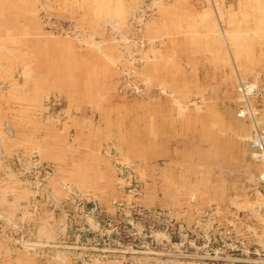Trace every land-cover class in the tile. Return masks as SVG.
<instances>
[{"label":"rangeland","instance_id":"374dc122","mask_svg":"<svg viewBox=\"0 0 264 264\" xmlns=\"http://www.w3.org/2000/svg\"><path fill=\"white\" fill-rule=\"evenodd\" d=\"M221 2L0 0V264H264L256 132L257 184L247 170L241 181L221 166L195 172L160 159L161 136L142 135L130 113L140 101L160 109L179 99L147 78L171 38L162 33H193L178 28L179 15L213 18L197 32L218 33L234 57ZM248 81L263 90L264 67L235 86L238 117L251 110L241 118L253 122L264 94L243 95Z\"/></svg>","mask_w":264,"mask_h":264},{"label":"crops","instance_id":"0c3cea01","mask_svg":"<svg viewBox=\"0 0 264 264\" xmlns=\"http://www.w3.org/2000/svg\"><path fill=\"white\" fill-rule=\"evenodd\" d=\"M221 1L225 17V7H229V19L226 18L224 23L228 21L227 42L233 48L231 52L235 53L234 57L233 54L229 56L218 33L197 32L198 23L204 22L206 28H211L213 18L203 14L201 18L195 16V22L192 23L189 22L191 18L186 20L182 19L184 15H179L180 19L176 23L178 28L183 32L185 27L193 33H162L163 37L171 38H166V49L156 64V73L150 71L147 77L155 84L167 82L179 95V99L163 104L165 107L160 109L149 108L148 103L140 101L139 105L134 104L140 109L132 108L130 113L139 112L137 116L141 121L142 135L151 132L161 136L157 140L159 154L156 153L160 159L169 161V164L188 162L195 172V169L204 165L207 169H218L221 166V171L231 172L241 181H244L243 175L247 170L249 177L257 184L260 182L257 175L260 174L262 165L255 161L252 149L250 151L249 137L253 132L264 131V101L260 105L261 116L248 122L247 119L238 117L239 106L236 105L234 96L239 79L256 78L261 75L264 67V0ZM195 99H200L202 104L194 108L190 103ZM149 141H153L150 136L145 142ZM219 154L220 162L214 161L213 157ZM197 162L200 163L199 166ZM229 163L235 169L225 170L224 166ZM256 189L260 190L261 185ZM4 190L1 188L0 192L4 193ZM11 191L15 198L21 196L18 187ZM27 192L28 195L31 194L30 191ZM4 201L0 195V204ZM5 206L4 204L2 207ZM14 208L15 206L10 207L12 210ZM54 228L60 232L63 230L56 225ZM15 262L13 258L11 264ZM85 264L119 262L92 259Z\"/></svg>","mask_w":264,"mask_h":264},{"label":"built area","instance_id":"2783aa9c","mask_svg":"<svg viewBox=\"0 0 264 264\" xmlns=\"http://www.w3.org/2000/svg\"><path fill=\"white\" fill-rule=\"evenodd\" d=\"M253 87V88H251ZM238 90L245 95L247 98L251 97V96H262L264 94V89L261 90L259 87L256 86V84L253 81H248V83L241 82ZM250 116L254 115L255 113L251 110H249V112L247 113V111L241 110L239 113L240 117H244L246 114H249ZM252 147L258 151L257 155L263 154L264 152V135L263 132H259L255 134L254 139H252L251 142Z\"/></svg>","mask_w":264,"mask_h":264},{"label":"bare ground","instance_id":"6f19581e","mask_svg":"<svg viewBox=\"0 0 264 264\" xmlns=\"http://www.w3.org/2000/svg\"><path fill=\"white\" fill-rule=\"evenodd\" d=\"M243 99H244V98H243ZM262 156H264V152H263Z\"/></svg>","mask_w":264,"mask_h":264}]
</instances>
